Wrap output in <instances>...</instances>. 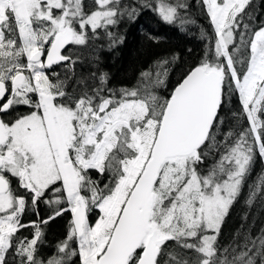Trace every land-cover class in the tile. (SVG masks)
<instances>
[{
  "label": "snow or ice",
  "instance_id": "6c2138e0",
  "mask_svg": "<svg viewBox=\"0 0 264 264\" xmlns=\"http://www.w3.org/2000/svg\"><path fill=\"white\" fill-rule=\"evenodd\" d=\"M252 3L197 0L211 29L203 57L161 95L167 59L113 89L105 73L93 86L77 77L68 48L100 30L114 46L110 29L138 8L194 23L189 0H0V264H264V228L219 243L256 159L264 163V22L254 23ZM233 103L235 123L222 132ZM210 155L218 159L202 169ZM257 199L264 171L245 202ZM29 210L38 220L24 222ZM66 214L65 239L40 256L42 225Z\"/></svg>",
  "mask_w": 264,
  "mask_h": 264
},
{
  "label": "trees",
  "instance_id": "16d2710c",
  "mask_svg": "<svg viewBox=\"0 0 264 264\" xmlns=\"http://www.w3.org/2000/svg\"><path fill=\"white\" fill-rule=\"evenodd\" d=\"M123 2L131 4L133 0H123ZM147 2L150 3L151 0ZM189 3L191 7L187 14L194 23L185 26H181L179 22L176 24L163 22L151 8H138V15L134 19H128L125 16L118 25L110 29L119 41L114 46H109L110 41L100 30L99 39L94 40L93 43L90 42L86 47L83 46L80 54L73 53V59L78 61L75 65L77 77L84 79L89 86H93L92 74L98 77L101 73H105L108 77V88H130L136 86L141 72L153 68L157 61L167 59L169 61L168 76L165 84L158 89L161 95H166L190 68L200 62L205 51L201 32L211 30L209 21L198 6L197 0H189ZM249 10H254L255 24L264 22V0H253ZM235 108V103L225 106L222 114L225 115L226 120L222 132H227L234 125L229 109L235 111ZM216 159L218 156L210 155L201 168L210 167ZM262 171H264V163L257 158L240 198L232 206L223 224L219 237L221 245H228L237 230L246 231L251 227L255 235L259 229L264 228V203H261L260 199L251 206L245 202L248 185L256 180ZM93 178L101 179L95 175ZM245 216L247 219H244ZM70 219V214H66L57 217L42 228L43 233L46 232L48 237L47 245L40 244L41 253L49 254V257L55 253L56 246L67 235ZM170 248L177 250L171 243ZM69 264H80V262L77 257H73Z\"/></svg>",
  "mask_w": 264,
  "mask_h": 264
},
{
  "label": "flooded vegetation",
  "instance_id": "af4514ba",
  "mask_svg": "<svg viewBox=\"0 0 264 264\" xmlns=\"http://www.w3.org/2000/svg\"><path fill=\"white\" fill-rule=\"evenodd\" d=\"M92 43H93V41H92ZM82 51H83V46H69V48H68V52H70L72 54L73 53L80 54ZM56 71H60V69H56ZM39 211H40V218L46 217L49 214L48 209L45 207V205L43 203H41L39 205ZM28 220H38V217L33 215L32 211L29 210V212L26 213L25 216H24V222H27ZM45 226L46 225H42V228H44ZM32 232H34V229H26V230H22L20 235L21 236H28L29 238H31V233ZM47 237H48L47 233L44 232L43 238H42L41 242L38 244V253H39L40 256H43V257H49V254L44 255L40 251V249H41L40 248L41 247L40 244H46L47 245V240H46ZM9 257H11V255H9Z\"/></svg>",
  "mask_w": 264,
  "mask_h": 264
},
{
  "label": "rangeland",
  "instance_id": "374dc122",
  "mask_svg": "<svg viewBox=\"0 0 264 264\" xmlns=\"http://www.w3.org/2000/svg\"><path fill=\"white\" fill-rule=\"evenodd\" d=\"M90 3V0H85V5H86V8H87V6H88V4ZM93 49H95V48H93ZM95 51V50H94ZM93 51V52H94Z\"/></svg>",
  "mask_w": 264,
  "mask_h": 264
}]
</instances>
